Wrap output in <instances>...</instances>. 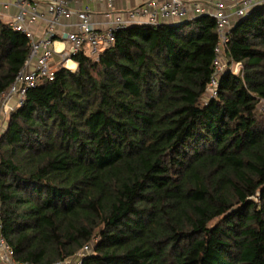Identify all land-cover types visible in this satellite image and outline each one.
<instances>
[{"label": "trees", "instance_id": "1", "mask_svg": "<svg viewBox=\"0 0 264 264\" xmlns=\"http://www.w3.org/2000/svg\"><path fill=\"white\" fill-rule=\"evenodd\" d=\"M229 36L243 74L224 71L215 97L207 15L120 28L27 90L0 137L17 262L264 264V5ZM30 46L0 17V94Z\"/></svg>", "mask_w": 264, "mask_h": 264}, {"label": "built area", "instance_id": "2", "mask_svg": "<svg viewBox=\"0 0 264 264\" xmlns=\"http://www.w3.org/2000/svg\"><path fill=\"white\" fill-rule=\"evenodd\" d=\"M84 2L8 0L2 3L17 10L9 22L10 26L28 36L31 48L13 83L0 94V137L11 113L22 106L27 90L35 86L42 77L52 78L54 69L51 68V63L57 54L62 61L61 64L71 69L69 62L72 61L74 54L84 50L88 55L97 58L104 48L113 44L116 31L131 24H161L167 19L191 20L203 15L212 17L218 26L219 39L216 45L215 72L206 94L215 97L219 77L224 71L230 70L236 75L243 74L242 63L229 62L225 54L232 27L254 8L264 5V0H147L143 5L131 9L126 20L117 17L106 28L101 29L92 18L90 6ZM108 3L112 7L111 0H108ZM72 17H75V20L70 21ZM60 40L68 41L69 49L58 50L56 44ZM0 262L30 264L17 262L1 235ZM56 264H81V260H66Z\"/></svg>", "mask_w": 264, "mask_h": 264}, {"label": "crops", "instance_id": "3", "mask_svg": "<svg viewBox=\"0 0 264 264\" xmlns=\"http://www.w3.org/2000/svg\"><path fill=\"white\" fill-rule=\"evenodd\" d=\"M7 1L8 0H0V17L10 22L13 19V16L16 14L17 10L14 7L5 6L2 4ZM146 1L147 0H111L112 7L109 5L108 0H86L84 3L90 6L93 13L92 18L95 22H97L98 27L104 29L108 26L110 22L114 21L117 17H121L122 19L126 20L128 18V13L131 9L143 5ZM73 20H75V17H72L70 19V21ZM184 20L185 19L183 18L180 20L167 19L163 23L173 24L179 23ZM71 30H74V28H71ZM56 45L58 50H67L70 47L69 42L66 40H60L57 42ZM59 58L60 57L57 54L53 61V64H57V67L61 64L59 62ZM71 62H73V68L71 69H77V63L73 60ZM0 264L2 263L0 262Z\"/></svg>", "mask_w": 264, "mask_h": 264}, {"label": "rangeland", "instance_id": "4", "mask_svg": "<svg viewBox=\"0 0 264 264\" xmlns=\"http://www.w3.org/2000/svg\"><path fill=\"white\" fill-rule=\"evenodd\" d=\"M81 1L84 2V1H86V0H81ZM3 19H4V18H3ZM4 20H6V19H4ZM6 21H7V20H6ZM53 61H54V60H53ZM59 62L62 63V61H61L60 58H59ZM51 64H52V65H51V68H52V69H55V68L57 67V64L54 65L53 62H52ZM260 109H261L262 111H264V103H263V102L260 103ZM8 123H9V122H8ZM7 127H8V124L5 123V130H4V131H6ZM3 133H4V132H3ZM3 133H2V134H3ZM1 136H2V135H1Z\"/></svg>", "mask_w": 264, "mask_h": 264}, {"label": "bare ground", "instance_id": "5", "mask_svg": "<svg viewBox=\"0 0 264 264\" xmlns=\"http://www.w3.org/2000/svg\"><path fill=\"white\" fill-rule=\"evenodd\" d=\"M69 66H70V68H73V62H69Z\"/></svg>", "mask_w": 264, "mask_h": 264}]
</instances>
